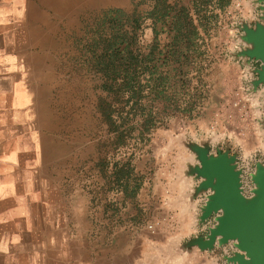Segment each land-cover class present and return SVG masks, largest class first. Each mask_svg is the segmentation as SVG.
<instances>
[{"label": "rangeland", "instance_id": "374dc122", "mask_svg": "<svg viewBox=\"0 0 264 264\" xmlns=\"http://www.w3.org/2000/svg\"><path fill=\"white\" fill-rule=\"evenodd\" d=\"M261 22L264 0H0V234L27 219L47 237L63 220L64 247L78 234L76 264H92L122 212L153 231L180 206L198 219L190 244L239 264L238 239L211 235L222 211L202 218L215 189L196 166L227 152L256 195L264 91L242 75L261 62L249 40ZM242 85L254 93L238 108ZM159 177L168 195L152 199Z\"/></svg>", "mask_w": 264, "mask_h": 264}, {"label": "crops", "instance_id": "0c3cea01", "mask_svg": "<svg viewBox=\"0 0 264 264\" xmlns=\"http://www.w3.org/2000/svg\"><path fill=\"white\" fill-rule=\"evenodd\" d=\"M261 63L259 62V65ZM165 143V145L168 144L167 138ZM150 155L149 151L144 150L140 157ZM163 180L161 177L157 179L152 189V199L158 197L156 194L163 191L161 190L162 187H164L165 195H168V186L161 184ZM27 190H29V186H27ZM139 199L142 200L141 193ZM162 199L167 203L168 198L162 197ZM36 204L40 207L43 201L38 200ZM182 210L180 206L171 210L166 208V216L154 219L157 227L153 231L148 230L145 223H139L135 217L122 212L124 216L120 218V224L117 227L112 231L101 230L100 235L96 236L95 242H99L97 243L98 252L94 257H91L95 259V263L92 264H168V260L172 256L176 257L177 254L179 256L184 254L183 256H185L186 246L190 244L188 238L194 230H186L187 224L181 215ZM71 216L73 224L76 225L74 212ZM53 221L55 225L53 233L47 237L38 234L35 238H32L28 234L29 229L32 227L27 219L19 233L6 232L0 234V264H76L78 234L77 236L76 234L69 236L68 247L65 248L63 235L65 234L66 224L63 220L61 222ZM37 231L42 233L48 231L43 220L39 218ZM105 241L106 243H104ZM151 249L152 251H150ZM197 253H199L197 256L199 261L195 256L194 263L186 262V264H209L210 261L212 264H217L218 262L214 250H201Z\"/></svg>", "mask_w": 264, "mask_h": 264}, {"label": "water", "instance_id": "95a60500", "mask_svg": "<svg viewBox=\"0 0 264 264\" xmlns=\"http://www.w3.org/2000/svg\"><path fill=\"white\" fill-rule=\"evenodd\" d=\"M250 42L255 45L251 48L253 56L262 63L254 69L258 78L254 80L257 86L264 83V23H258L252 30L249 37ZM201 169L196 172L199 176H205L210 181L216 177V182L210 181L215 192L205 208L208 216L212 212L225 211L219 219V223L211 228L212 237L223 235L221 242L231 239H238L239 247L246 251V254L235 256L234 260H239V264H264V166L258 162L257 174L253 175V181L258 184L252 199L247 200L241 188L240 171L236 168L235 157H231L227 152L216 156H209L201 159ZM221 212V211H220ZM214 239V238H213Z\"/></svg>", "mask_w": 264, "mask_h": 264}, {"label": "bare ground", "instance_id": "6f19581e", "mask_svg": "<svg viewBox=\"0 0 264 264\" xmlns=\"http://www.w3.org/2000/svg\"><path fill=\"white\" fill-rule=\"evenodd\" d=\"M42 1V0H41ZM49 4V3H48ZM250 7V6H249ZM263 19V18H262ZM261 19V20H262ZM263 21V20H262ZM250 43H253V45L251 44V46H254L255 45V43L254 42H250ZM263 102V101H262ZM263 133V132H262ZM182 142V141H181ZM181 145V144H180ZM179 145V146H180ZM185 145V144H184ZM186 146V145H185ZM259 146L261 147V148H263L264 149V143L262 142V141H259ZM187 152V151H186ZM191 152V151H190ZM193 152V151H192ZM195 153V152H194ZM192 154V153H191ZM192 158H189V159H187L186 160V166H182V165H180V166H182V167H185L186 168V170H188V169H190V170H192L191 168H189V166L190 165H195L196 163H198V160H197V157H196V154H193V156H191ZM186 158V157H185ZM185 158H184V160H185ZM183 162V161H182ZM184 163V165H185V162H183ZM179 165V164H178ZM235 165H236V162H235ZM256 166H258V165H256ZM264 166V165H263ZM182 167H180L181 169H182ZM184 168V169H185ZM178 172V171H177ZM188 173V172H187ZM189 173H190V171H189ZM257 174V173H256ZM255 174V175H256ZM171 175V174H170ZM173 175V174H172ZM175 175V174H174ZM186 175V174H185ZM191 175V174H190ZM177 176V175H176ZM184 176V175H183ZM186 177V176H185ZM189 177V176H188ZM187 177V178H188ZM172 178V177H171ZM183 178L184 177H182V180H183ZM176 179H178V177L176 178ZM175 179V180H176ZM185 179V178H184ZM203 179H205V181L206 180H208V178H206V177H204ZM216 177H214V178H211L210 179V181L211 182H213V183H215L216 182ZM172 181H174V180H172ZM182 182V181H181ZM172 183V182H171ZM180 183V182H179ZM173 184V183H172ZM178 184V183H177ZM181 184V183H180ZM212 184V183H211ZM175 185V184H174ZM182 185V184H181ZM184 186H185V184H183ZM187 185V184H186ZM178 186V185H177ZM242 186V185H241ZM256 186H257V188H258V184H256ZM242 188V187H241ZM213 189H214V187H213ZM181 190V189H180ZM170 191V190H169ZM182 191V190H181ZM181 195V194H180ZM183 195V194H182ZM254 196V195H253ZM256 197H259L258 196V193H256ZM247 198V200H250V198L249 197H246ZM251 199H252V197H251ZM211 200H212V198H211ZM187 201V200H186ZM181 203V202H180ZM185 204V201L184 202H182V204ZM188 203V202H187ZM177 204V203H176ZM182 205L183 207L185 206V207H187V205H189V203L188 204H185V205ZM175 207V206H174ZM184 207V208H185ZM189 207H191V205L189 206ZM204 207V206H203ZM205 208H206V205H205V207H204V210H205ZM187 209V208H186ZM185 210V209H184ZM220 210L221 211H223V213H224V211H225V209L224 208H220ZM175 211V210H174ZM185 211H187V210H185ZM192 211V210H191ZM190 210L189 211H187V212H191ZM186 212V213H187ZM218 212V211H217ZM176 213V212H175ZM183 212L181 211V214H182ZM189 214H191V213H188V215H187V217L188 218H190L188 221H186V222H188V223H186L188 226H187V229H188V231H192V230H195V228H196V222L198 221V219H197V217H195L196 219H193L194 217H193V214H191V216H189ZM178 215V214H177ZM184 215V214H183ZM182 215V216H183ZM186 215V214H185ZM203 215V214H202ZM202 215H201V217H202ZM179 216V215H178ZM222 216V215H221ZM220 215L218 216V221H219V219H220V217H221ZM173 217V216H172ZM201 217L199 216V218L201 219ZM204 217H207V215L205 214V212H204V215H203V217L202 218H204ZM186 218V217H185ZM187 218V219H188ZM186 220V219H185ZM220 222V221H219ZM186 227V226H185ZM186 229V230H187ZM175 237H177V236H175ZM175 240V239H174ZM178 240V239H177ZM175 242V241H174ZM197 242V241H196ZM171 244H172V242H171ZM198 243H196V244H194V243H191L190 245L188 244V246L186 247V249H185V253H186V258L183 256L184 254H182V256L180 255H176V257L178 258L179 257V260L177 259V258H175V261H176V264L177 263H179V261H180V259L182 258V261L179 263V264H186V262L188 263H194V260L193 259H195V256L197 257L198 256V254L199 253H197V251L199 252V251H201V249H200V246H198L197 245ZM174 245V244H173ZM172 246V245H171ZM148 247V246H147ZM151 248H153V247H151ZM171 248V247H170ZM204 248V247H203ZM169 249V248H168ZM150 251H152V249L150 250ZM183 253V252H182ZM174 254V253H173ZM244 254H246V252L244 253ZM172 255V254H171ZM188 255V256H187ZM175 257V256H174ZM188 257V258H187ZM173 259V258H172ZM197 259H198V257H197ZM193 260V261H192ZM207 260V259H206ZM191 261V262H190ZM198 261H199V259H198ZM210 261V260H209ZM211 262V261H210ZM209 262V264H212V262L210 263ZM155 263V262H154ZM174 263V262H173ZM206 263V262H205ZM214 263H215V261H214ZM175 264V263H174Z\"/></svg>", "mask_w": 264, "mask_h": 264}, {"label": "built area", "instance_id": "2783aa9c", "mask_svg": "<svg viewBox=\"0 0 264 264\" xmlns=\"http://www.w3.org/2000/svg\"><path fill=\"white\" fill-rule=\"evenodd\" d=\"M242 76L246 80L251 79V78L252 79L258 78V75L255 71L253 73H250V74L244 73ZM258 86L260 88V91H264V83H260V84H258ZM253 93H254V90L251 86L247 85V87H246L245 85H242L239 88V90L236 92V97H235V100L233 102L234 106L241 108L244 104L243 100H245V101L248 100L247 96L244 97V95H247V94L253 95ZM150 227H152V226H150Z\"/></svg>", "mask_w": 264, "mask_h": 264}]
</instances>
